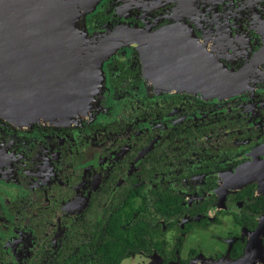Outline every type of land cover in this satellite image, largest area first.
I'll list each match as a JSON object with an SVG mask.
<instances>
[{
	"label": "flooded vegetation",
	"instance_id": "1",
	"mask_svg": "<svg viewBox=\"0 0 264 264\" xmlns=\"http://www.w3.org/2000/svg\"><path fill=\"white\" fill-rule=\"evenodd\" d=\"M90 117H0V264H264V0H103ZM89 111H86L88 114Z\"/></svg>",
	"mask_w": 264,
	"mask_h": 264
},
{
	"label": "water",
	"instance_id": "2",
	"mask_svg": "<svg viewBox=\"0 0 264 264\" xmlns=\"http://www.w3.org/2000/svg\"><path fill=\"white\" fill-rule=\"evenodd\" d=\"M102 1L0 0V117L31 126L93 115L108 83L104 38H131L130 29L90 34Z\"/></svg>",
	"mask_w": 264,
	"mask_h": 264
}]
</instances>
